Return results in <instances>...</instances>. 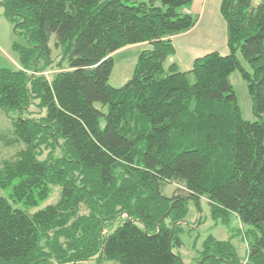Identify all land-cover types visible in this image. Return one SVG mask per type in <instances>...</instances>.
I'll return each mask as SVG.
<instances>
[{"label": "trees", "instance_id": "1", "mask_svg": "<svg viewBox=\"0 0 264 264\" xmlns=\"http://www.w3.org/2000/svg\"><path fill=\"white\" fill-rule=\"evenodd\" d=\"M193 2L0 0L27 41L13 44L21 68H0L13 125L0 142L14 149L0 162V264H184L182 223L203 197L215 220L248 227L250 251L243 263L231 239L210 235L197 264H264V0L222 1L228 55L167 67L172 37L199 20L184 11ZM52 41L61 59L49 79ZM140 43L151 48L113 87L114 53ZM237 71L260 120L243 117ZM171 183L181 187L167 196ZM54 186L59 201L31 212Z\"/></svg>", "mask_w": 264, "mask_h": 264}, {"label": "rangeland", "instance_id": "2", "mask_svg": "<svg viewBox=\"0 0 264 264\" xmlns=\"http://www.w3.org/2000/svg\"><path fill=\"white\" fill-rule=\"evenodd\" d=\"M158 4H160V0H158ZM191 7L192 6H189L187 8L190 9ZM204 9L202 10V12L198 13L200 14V23H204L205 20ZM11 27L12 25L4 16L3 9H0V66L3 65L10 68H16L15 65H10L7 61L5 64H3L5 59H8V53L11 52L8 51V36L10 35ZM16 40L23 45H27V41L24 38L19 37L18 35H16ZM51 46L53 49L52 57L54 63L52 67L46 70V72L44 73L49 77V79H51L53 74L59 70L58 63L61 59L60 51L54 47V41H52ZM125 48L126 50H123L122 52H116L113 55L115 66L109 83L116 88L123 87L132 78L140 52L145 49L151 48V45L147 43H140ZM238 56L241 59L243 65L251 72L250 66L244 60L241 53H238ZM169 61L170 60L166 61V66H168ZM231 81L238 98V103L242 109L244 119L250 122L260 120L254 114L253 100L248 89L247 81L242 77L239 71L232 74ZM96 107L102 108V104L96 103ZM32 110H34L36 116L39 115L37 113L38 109L36 107H32ZM104 111H107V108H104ZM262 120L264 121V117L262 118ZM102 126H105V120L102 121ZM0 134H5L8 136H12L13 134L12 122L6 116L2 108H0ZM12 152H14L13 148L5 147L2 142H0V162L3 156H6ZM180 187L181 186L177 183L167 184L164 187V193L167 196H172L178 191V189H180ZM0 192L3 196L6 197L9 194V190H1ZM59 199L60 188L54 186L49 199L41 203L39 207L32 209L31 212H35L49 205L55 204L59 201ZM200 203L201 206H198L195 202L192 201H190L188 204L191 207V210L187 215V223L183 225V233L180 235L183 241V246L182 248L177 247L178 250L181 248L180 252L182 254L184 264H197L200 257H198V255H195V253H197V249H203V242L210 235L218 240H234L233 242L238 249L237 251L240 255L241 260H243V263H246L250 251L249 240L248 238H246L245 234L248 227L243 225L239 218L234 214L231 215L229 223L227 224H224L220 219L215 220L211 214V208L209 202L207 201V198L203 197ZM17 206L23 208L22 204H19ZM115 225V227H117L119 223H116Z\"/></svg>", "mask_w": 264, "mask_h": 264}, {"label": "crops", "instance_id": "3", "mask_svg": "<svg viewBox=\"0 0 264 264\" xmlns=\"http://www.w3.org/2000/svg\"><path fill=\"white\" fill-rule=\"evenodd\" d=\"M222 1L223 0H194V2L190 5L192 6L190 9L188 8L184 9V11L187 13L198 15L199 20L196 26L191 30L185 33L174 35L172 37L173 45L175 48V54L167 59L170 60L167 67H169L173 63H176L179 69H181L182 71H190L193 68L195 60L197 58L203 57L211 52H219L222 55L229 54L230 51L228 47L227 24L221 14ZM203 9L205 10V15H204L205 20L204 23L202 22L200 23V14L198 13L202 12ZM10 24L12 25V23ZM8 37H9L8 51L11 52L8 53V59H5L3 64H5L7 61L9 62L10 65L13 64L16 66V68H12V69L21 68L19 55L13 50V44L15 42H18L16 40V34L14 33L13 25L10 29V35ZM123 50H126V48L121 49L118 52H122ZM2 67H8V66H3V65L0 66V68ZM190 201L195 202L193 200ZM188 207L190 212L191 207L189 205ZM184 224L185 222L182 223V226ZM233 241L234 240H232V242ZM233 244L235 245L234 242ZM180 249L178 250L177 248H175V251L179 253L182 258ZM200 251L201 249H197V253H195V255H198V257H200ZM114 262L115 261H105L103 264H118ZM77 264H96V263L94 261H86V262H79Z\"/></svg>", "mask_w": 264, "mask_h": 264}, {"label": "water", "instance_id": "4", "mask_svg": "<svg viewBox=\"0 0 264 264\" xmlns=\"http://www.w3.org/2000/svg\"><path fill=\"white\" fill-rule=\"evenodd\" d=\"M200 210H201V209H200ZM184 222L186 223V221H183V223H184ZM173 230H174V227H173Z\"/></svg>", "mask_w": 264, "mask_h": 264}, {"label": "built area", "instance_id": "5", "mask_svg": "<svg viewBox=\"0 0 264 264\" xmlns=\"http://www.w3.org/2000/svg\"><path fill=\"white\" fill-rule=\"evenodd\" d=\"M67 264H72V263H67Z\"/></svg>", "mask_w": 264, "mask_h": 264}]
</instances>
